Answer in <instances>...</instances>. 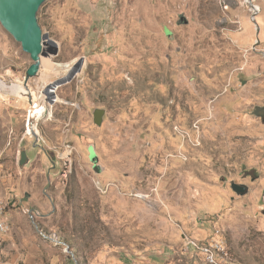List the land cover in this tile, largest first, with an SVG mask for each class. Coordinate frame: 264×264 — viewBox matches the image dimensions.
I'll return each mask as SVG.
<instances>
[{
  "label": "rangeland",
  "instance_id": "374dc122",
  "mask_svg": "<svg viewBox=\"0 0 264 264\" xmlns=\"http://www.w3.org/2000/svg\"><path fill=\"white\" fill-rule=\"evenodd\" d=\"M253 5H41L59 51L25 93L0 87V264H211L195 240L216 264H264V0ZM32 62L0 22V79L25 85Z\"/></svg>",
  "mask_w": 264,
  "mask_h": 264
},
{
  "label": "water",
  "instance_id": "95a60500",
  "mask_svg": "<svg viewBox=\"0 0 264 264\" xmlns=\"http://www.w3.org/2000/svg\"><path fill=\"white\" fill-rule=\"evenodd\" d=\"M45 1L46 0H0L1 24L21 43L23 50L29 53L33 60L26 70V85H28V80L31 77L39 73L42 57L47 56L49 53L57 54L59 51L56 41L50 40L51 44L48 43L49 41H47L46 35L39 23L38 11ZM47 45H50V47L48 48ZM81 68L82 63H78L76 66L70 68L69 73L65 77L50 84L46 93H55L53 90L57 86L70 81ZM105 112L106 110L104 108H97L94 112L95 122L102 124ZM28 159L27 151L23 150L20 161L21 164H25ZM92 159L96 160V156H93ZM233 189L239 194H245L249 190L247 185L239 183H233Z\"/></svg>",
  "mask_w": 264,
  "mask_h": 264
},
{
  "label": "bare ground",
  "instance_id": "6f19581e",
  "mask_svg": "<svg viewBox=\"0 0 264 264\" xmlns=\"http://www.w3.org/2000/svg\"><path fill=\"white\" fill-rule=\"evenodd\" d=\"M249 3L252 5V7H254L253 5V0H249ZM42 62V61H41ZM61 74V73H60ZM26 86V87H25ZM0 87H2L3 89H6L8 91H10L11 93H17V94H23L25 93L26 89L29 88L28 85H24L23 84H13V85H8L6 82H4L2 79H0ZM55 91V89L53 90ZM53 94V92H52ZM52 100H57V96L55 95H52ZM219 252V251H218Z\"/></svg>",
  "mask_w": 264,
  "mask_h": 264
},
{
  "label": "built area",
  "instance_id": "2783aa9c",
  "mask_svg": "<svg viewBox=\"0 0 264 264\" xmlns=\"http://www.w3.org/2000/svg\"><path fill=\"white\" fill-rule=\"evenodd\" d=\"M0 228L2 230H4V225L0 224ZM192 243H193V245L195 247H199V248H201L204 251V253L206 254V258H207L208 262H210L211 264H216L217 263L216 258H215V252H214L213 248L210 245L200 244L196 240L192 241Z\"/></svg>",
  "mask_w": 264,
  "mask_h": 264
}]
</instances>
